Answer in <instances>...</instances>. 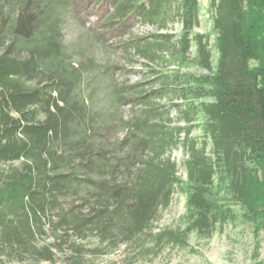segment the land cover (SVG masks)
I'll return each mask as SVG.
<instances>
[{"label":"trees","instance_id":"obj_1","mask_svg":"<svg viewBox=\"0 0 264 264\" xmlns=\"http://www.w3.org/2000/svg\"><path fill=\"white\" fill-rule=\"evenodd\" d=\"M209 8L215 69L209 36L195 32L198 0H0V264H54L58 256L83 264L81 241L92 237L111 251L156 258L238 220L258 243L264 0H211ZM67 11L88 15L94 43L132 49L144 65L134 85L118 81L117 65L94 77L98 109L94 92L78 95L90 64L69 61ZM170 24L178 35L167 33ZM141 26L155 32L135 34ZM124 106L139 112L105 115ZM178 147L185 181L170 157ZM175 190L186 198L183 226L155 233Z\"/></svg>","mask_w":264,"mask_h":264},{"label":"rangeland","instance_id":"obj_2","mask_svg":"<svg viewBox=\"0 0 264 264\" xmlns=\"http://www.w3.org/2000/svg\"><path fill=\"white\" fill-rule=\"evenodd\" d=\"M210 1L211 0H198L199 28L195 32L209 36L208 40L212 54V67L215 69L217 52L214 47L215 36L212 33V12L209 8ZM91 22V19L86 13H81V11H79L78 17H74L67 11L63 15V24L61 26L63 30L62 40L68 48L69 61L72 65L82 66L84 64H90L89 67L83 68V76L81 78L78 95L80 97L84 96L85 99L87 95H90V92H94L92 96L95 100V108L98 109L102 105V102L99 95L100 87L97 88L98 85H96L95 79L96 76H100L99 73L101 71H104L105 68L117 65L119 68L123 69L122 71L129 72H125L126 74H124L122 71H116L118 81L122 82L123 86H128L134 85L139 79H142V71L140 68L144 65L142 61L138 60L132 53V49H128L122 53V50L118 48L115 49L109 46L104 47L98 43H94L93 39H89L90 37L87 35L91 32L89 30ZM175 24H170L168 26L167 33L171 32L172 34L178 35L181 28L179 25ZM135 31V34H139L140 36L144 33H153L155 29L150 26H141L137 27ZM194 49L193 47L191 50L192 56L194 55ZM133 71H135L136 74H134ZM190 72L196 75L200 74V72L194 68L191 69ZM156 104H158V102ZM160 104H165V101H161ZM133 112L137 113L139 110L136 109L132 111L131 106H124L120 109L109 110L105 115L109 116L111 114L116 118L121 114L126 120H130ZM193 136L199 137V132H194ZM115 137L114 134L109 135L107 143H109V145H114ZM117 137L121 139V134H117ZM170 157L176 163L177 176L185 181L186 176L183 169L185 156L183 152L178 147L170 153ZM185 204V195L175 190L168 208L159 213V219L154 225L155 233L166 228L175 229L177 227H182V218L185 215L186 209ZM81 246L80 261L83 264H264V234L259 233L258 243H256L253 239L251 230L243 225L240 220L236 221L234 225H227L223 228L221 234H215L207 242H197L191 239L187 248H168L156 258H142L137 253L136 249H125L123 246L111 251L112 248L99 245L94 237L90 238L88 241H81ZM94 249H96V254L91 252ZM66 258L61 256L60 259L63 261L61 263L58 256L54 264L68 263L69 261L66 262Z\"/></svg>","mask_w":264,"mask_h":264}]
</instances>
